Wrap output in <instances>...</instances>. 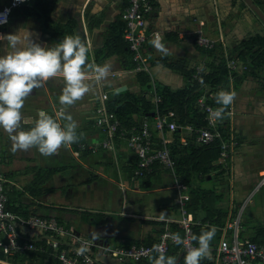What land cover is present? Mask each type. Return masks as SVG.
<instances>
[{
  "label": "crops",
  "instance_id": "obj_1",
  "mask_svg": "<svg viewBox=\"0 0 264 264\" xmlns=\"http://www.w3.org/2000/svg\"><path fill=\"white\" fill-rule=\"evenodd\" d=\"M152 1L155 11L148 19L149 29L161 36L168 52L162 53L149 43L155 34L148 38L144 55L150 67L149 74L173 90L184 89L188 83L170 64L186 63L188 70L199 64L210 65V58L204 56L195 43L198 29L218 43L215 50L224 55L232 54L234 58L247 41L258 36L264 38V24L244 0ZM256 1L259 0L254 3L264 11V3ZM126 6L127 0H34L14 10L10 22L0 27V35L26 29L34 42L49 47L61 41L54 36L57 30L70 29L69 35L79 34L88 46L91 63L111 65L104 80L89 77V91L66 108L77 125V142L61 146L50 156H43L35 147L12 151L10 134L0 129V173L11 182L7 194L9 205L15 210L54 217L76 236L112 249L128 247L135 242L157 241L164 220L178 218L179 212L174 200L173 174L158 167L149 180L136 178L133 174L136 156L128 149L126 139L118 140L114 153L101 147L104 134L93 127L94 110L102 93L111 97L115 93L141 91L138 74L128 68L132 61L114 43L115 36H119L125 25ZM5 45L6 41H0V53ZM248 62L251 64L250 57ZM209 71L208 67L206 74ZM63 86V78L56 76L33 89L24 98L20 110V129L27 130L34 125L39 109L48 112L63 126L65 121L56 115L62 107L58 98ZM219 90L235 93L229 105L234 108V114L228 119L238 146L230 169L220 165L223 170L214 172L204 182L201 177L196 178L195 184L198 188L224 194L218 208L226 210L225 222L240 215L239 239L260 240L264 237V70L251 66L249 71L239 74L237 80L231 79L228 90L215 88L209 99H215ZM136 118L139 124L142 118ZM191 134L184 129L182 139ZM190 212L196 222L203 224L201 226L212 225L210 221L204 222L208 216L204 208L197 214ZM219 229L220 238L213 244L214 249H210L211 259L216 264H221L218 247L223 237L231 239L234 235L232 231L224 233L222 227ZM18 230L21 241L31 238L27 229ZM0 241L5 242L1 235ZM65 241L70 246L75 245L73 238ZM86 250L98 262L119 264L103 249ZM0 264H39V261L32 258L16 262L14 257L5 255ZM126 264H152V261Z\"/></svg>",
  "mask_w": 264,
  "mask_h": 264
},
{
  "label": "built area",
  "instance_id": "obj_2",
  "mask_svg": "<svg viewBox=\"0 0 264 264\" xmlns=\"http://www.w3.org/2000/svg\"><path fill=\"white\" fill-rule=\"evenodd\" d=\"M34 0H0V13L7 9V23L0 24V27L7 25L12 17L13 11ZM155 11V5L152 0H127L123 18L126 24L124 39L129 44L133 53V60L136 63L134 72L146 71L150 73V67L145 59L146 44L148 38L155 35L149 29L148 19ZM153 33V34H152ZM195 43L199 48L208 50L216 49L217 42L207 37L202 29H198L195 35ZM230 71L238 69L246 70L247 67H240L235 60L228 61ZM193 80L203 84L205 93L198 101L200 110L205 114L207 126L195 130L192 126H179L176 121L170 120L173 114L164 117L161 115L159 105L161 97L152 94V102L155 105L153 111V121L150 118L143 117L142 121L131 130L124 128L118 118L112 114L108 108V94L102 93L94 110L93 127L104 134L101 143L103 149L117 150L119 139L125 138L128 149L136 156L134 176L138 179H145L152 175L155 167L159 166L164 171L169 172L175 177L176 196L175 203L178 207V218L164 220V228L158 240L150 245H131L112 249L101 245L94 240L85 239L76 236L71 230L64 228L56 218L45 217L41 215H30L24 217L7 210L8 203L7 186L11 182L0 173V235L4 237L5 242L0 241V249L7 256L16 254H25L28 252H44L51 249L50 256L61 264H103L95 260L88 254L86 249L98 247L103 249L105 254L114 259L119 264L128 262L143 263L149 257H156L159 254H168L171 246L180 245V251L186 252L197 245L192 237L196 226L203 225L192 218L189 210L191 201L190 187L179 180L176 174V160L172 154L173 135L177 130L187 129L191 133H196V142L202 145H210L216 140L221 141V153L218 161L219 165L229 168L233 160L234 153L238 146L233 127L230 125L229 136L223 139L220 131L225 116H232L234 108L230 106L223 115V119H215L210 116L216 107L208 103V98L213 97V88L203 82V75L206 74L204 64L195 65L192 69ZM231 72V73H233ZM231 124V123H230ZM172 137V138H171ZM187 145V140H181ZM1 166V150H0ZM230 169V168H229ZM263 182H264V175ZM172 224L177 225L182 234V243L177 244L172 239V234L176 233ZM208 225V224H206ZM18 228H25L29 231L30 239L20 240ZM240 215L236 219H229L225 222L222 230L224 233L233 232V238L223 237L218 247V257L221 264H264V245H259L252 240L239 239L241 231ZM73 238L74 246L67 244L65 240ZM210 249H214L210 247Z\"/></svg>",
  "mask_w": 264,
  "mask_h": 264
},
{
  "label": "trees",
  "instance_id": "obj_3",
  "mask_svg": "<svg viewBox=\"0 0 264 264\" xmlns=\"http://www.w3.org/2000/svg\"><path fill=\"white\" fill-rule=\"evenodd\" d=\"M125 27L126 24L119 32V36H115L114 43L119 45L120 50L125 52V57L130 58L129 60L132 61L133 64H130L128 68L134 69L136 63L133 60V53L130 50L129 44L124 39ZM57 32L58 33H54V36L62 40L64 37L61 35H69L70 29H60L57 30ZM200 49L204 56H208L210 58V63H208V65L210 64L208 66L210 71L206 75H203V82L214 89L221 87L228 90L231 79L237 80L238 75L249 71L251 66L252 69L255 70H264V38L261 36L254 37L253 39L247 41L241 48L242 51L240 54L237 55V59L234 58L232 54L224 55L215 49ZM87 57L86 63H91L89 52ZM249 57L251 64L248 62ZM234 59L239 63L240 67L246 66L247 69H238L234 72L230 71L227 65L228 61ZM129 60L127 62H129ZM169 66L186 78L188 85L184 89L173 90L168 86L160 84L148 72L143 71L137 73L138 81L141 87V91L139 93L123 92L115 93L111 97L108 96V108L110 112L120 120L124 128L131 130L134 126H137L138 122L136 117L143 118L148 116L150 120L153 121L154 118L152 113L155 109V105L152 102V94L155 93L162 99L161 104L159 105V110L161 115L164 117L169 116V114L172 113L173 117L170 118V120L176 121V123L181 127L192 126L195 130L207 126L205 121L206 116L198 106L199 99L205 93L203 84L193 80V71L188 70V65L186 63L181 64L177 62L172 63ZM208 67H206V70ZM208 103L216 108L220 107V105H218L216 100L213 98H210ZM228 107L229 105L225 108V112L228 110ZM220 131L223 139H227L230 131V122L227 116L224 118ZM182 132L183 130H177L173 135L174 142L172 145V154L176 160V174L179 180L186 183L191 189L189 210L194 214H197L199 209L204 208L208 213L204 222L210 221V224H212L211 226H215L216 228L215 235L210 241V247H212L213 244L219 240L221 235V230L219 228L224 226L225 219L227 218L226 210L220 207L218 208L220 203L224 200V194L216 192L214 189L208 191L200 187L198 188L195 183L199 177H201V181L204 182L208 179V177L212 176L214 172L223 170L218 164L221 153V141L216 140L210 145L198 144L196 142V133L193 132L189 138H186L187 145H184L181 141L183 136ZM158 167L159 166H156L155 169H158ZM152 176L153 175H150L143 179L149 180ZM6 208L8 211L14 212L18 215L24 217L30 216L29 213L24 212L22 209L15 210L11 207L9 205V200ZM211 226H196L194 229V235L199 236L202 229L207 230ZM173 229L176 233H179V235L182 234L181 229L177 225L174 224ZM193 241L197 245V241ZM253 241L264 244V237L262 236L260 240L254 239ZM154 242L156 241L151 240L150 242H135L134 244L150 245ZM50 251L51 249H47L46 253L42 254H40V252H29L25 255H10V257H14L16 262H18V260L25 261L35 258L39 261V264H61L59 261L50 256ZM180 255H182L180 264H184V254L180 252V245H173L171 246L169 253L165 256H174L177 258ZM4 258L5 254L0 250V259L4 260ZM257 263V261L254 262V264ZM200 264H216V262L212 259L203 258L200 260Z\"/></svg>",
  "mask_w": 264,
  "mask_h": 264
},
{
  "label": "clouds",
  "instance_id": "obj_4",
  "mask_svg": "<svg viewBox=\"0 0 264 264\" xmlns=\"http://www.w3.org/2000/svg\"><path fill=\"white\" fill-rule=\"evenodd\" d=\"M7 9L0 13V24L7 23ZM156 34L149 43L162 53L168 49ZM0 41H6L4 51L0 53V129L10 134L12 151L28 150L35 147L43 156H50L61 146H68L79 139L77 125L67 106L74 104L89 91V77L104 80L111 65L86 63L89 48L79 34L65 35L54 46H42L30 38L26 29L14 34L0 35ZM63 78L64 86L58 98L62 106L56 113L65 123L63 126L57 119L43 109L37 110L34 125L20 129L21 108L24 98L33 89L40 88L52 77ZM233 91L219 90L215 100L217 107L210 116L223 119L225 108L233 102ZM14 133V134H13ZM164 217L161 212V218ZM215 226L202 229L199 236L193 235L196 247L190 248L184 255V264H200L203 258L211 259L210 241L215 235ZM175 243H182L179 233H173ZM152 264H176V257L159 254L149 257Z\"/></svg>",
  "mask_w": 264,
  "mask_h": 264
},
{
  "label": "water",
  "instance_id": "obj_5",
  "mask_svg": "<svg viewBox=\"0 0 264 264\" xmlns=\"http://www.w3.org/2000/svg\"><path fill=\"white\" fill-rule=\"evenodd\" d=\"M244 1L250 7L252 13L256 17H258V19L264 24V11L254 3V0H244ZM181 259H182V255L178 257V259L176 260V264H179L181 262Z\"/></svg>",
  "mask_w": 264,
  "mask_h": 264
},
{
  "label": "rangeland",
  "instance_id": "obj_6",
  "mask_svg": "<svg viewBox=\"0 0 264 264\" xmlns=\"http://www.w3.org/2000/svg\"><path fill=\"white\" fill-rule=\"evenodd\" d=\"M260 2L264 3V0H259ZM259 1H256V2H259ZM264 175V174H263Z\"/></svg>",
  "mask_w": 264,
  "mask_h": 264
},
{
  "label": "bare ground",
  "instance_id": "obj_7",
  "mask_svg": "<svg viewBox=\"0 0 264 264\" xmlns=\"http://www.w3.org/2000/svg\"><path fill=\"white\" fill-rule=\"evenodd\" d=\"M68 228V227H67ZM69 229V228H68Z\"/></svg>",
  "mask_w": 264,
  "mask_h": 264
}]
</instances>
